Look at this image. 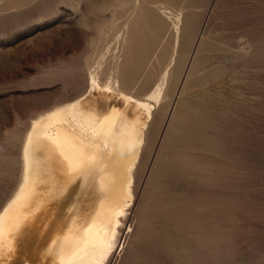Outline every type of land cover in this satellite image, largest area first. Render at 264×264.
Instances as JSON below:
<instances>
[{"label":"rangeland","instance_id":"obj_1","mask_svg":"<svg viewBox=\"0 0 264 264\" xmlns=\"http://www.w3.org/2000/svg\"><path fill=\"white\" fill-rule=\"evenodd\" d=\"M108 81L151 115L104 264H264V0H0V212L32 123Z\"/></svg>","mask_w":264,"mask_h":264},{"label":"bare ground","instance_id":"obj_2","mask_svg":"<svg viewBox=\"0 0 264 264\" xmlns=\"http://www.w3.org/2000/svg\"><path fill=\"white\" fill-rule=\"evenodd\" d=\"M142 102L97 83L32 123L0 212V264H104L133 198L151 115Z\"/></svg>","mask_w":264,"mask_h":264}]
</instances>
